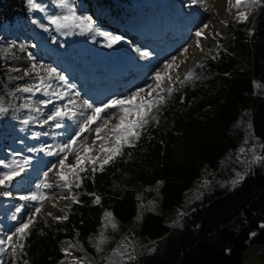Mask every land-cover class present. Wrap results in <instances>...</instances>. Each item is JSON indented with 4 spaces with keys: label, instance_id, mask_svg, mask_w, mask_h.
<instances>
[{
    "label": "trees",
    "instance_id": "16d2710c",
    "mask_svg": "<svg viewBox=\"0 0 264 264\" xmlns=\"http://www.w3.org/2000/svg\"><path fill=\"white\" fill-rule=\"evenodd\" d=\"M73 1L95 19L115 16L125 22L134 0ZM30 12L27 0H0V31ZM216 42L203 62V81L177 92L148 123L137 147H126L125 155L94 180H84L80 202L71 206L67 220L32 227L24 241L26 255L19 253L16 264H22L21 257L28 264H56L64 256V240L79 243L103 263L128 232L137 247L135 259L113 264H243L250 245H264V164L249 166L252 157L243 162L236 157L245 138L264 145V8L258 6L249 22H226ZM6 64L0 57V101L8 108L0 113V135L9 138L21 128L14 117L20 97L16 82L3 71ZM234 161L241 173L250 167L235 187L227 182L237 172ZM204 167L218 175L216 180L184 206ZM86 193L100 196L99 204ZM105 212L113 214L117 229L107 227L108 242L98 253L93 244Z\"/></svg>",
    "mask_w": 264,
    "mask_h": 264
},
{
    "label": "rangeland",
    "instance_id": "374dc122",
    "mask_svg": "<svg viewBox=\"0 0 264 264\" xmlns=\"http://www.w3.org/2000/svg\"><path fill=\"white\" fill-rule=\"evenodd\" d=\"M38 2L45 9L44 12L31 11L26 19H19L12 24L6 23L0 31V57L7 62L3 67L7 78L22 76L23 70L30 66L27 54L31 52L39 61L56 67L62 75L67 77V85L63 82L57 83L59 84L58 90L67 91L68 96L64 101L52 97L54 104H62L67 99L73 98L77 100L78 106L84 100L98 105L108 99L127 95L138 87L153 83L150 80L151 74L157 69L163 71L164 62L176 56V66L173 67L171 73L184 82L181 84L176 79L171 82L174 91L171 96L165 94V101L152 109L151 116L154 118L177 92L187 86L194 87L203 81V62L217 48L216 41L219 35L213 39L216 25L218 23L220 25L216 31V34H220L221 27L226 22H237L235 19L237 11L246 10L245 8L237 9L234 6L235 0H231V3L226 0V4L221 6L219 5L221 0H196V3L192 0H134L126 7L132 12L128 21L124 22L115 16L109 17L108 21L93 18L96 22L95 31L81 34L78 29H73L65 34L64 31H57L45 19L46 15L57 13L60 10L51 3V0H38ZM72 2L74 3L73 0ZM77 11L89 15L79 6H77ZM34 20L38 22L34 23ZM40 24L46 25L48 30L41 28ZM205 24L209 26L205 30L208 38L196 37L195 31ZM103 34L122 37V39L109 48L106 46L108 39ZM198 40L200 47L196 46ZM13 43L17 47H10ZM21 44L25 45L26 51L19 50ZM185 47L188 48V52L182 54V49ZM5 49L8 51L6 52ZM142 52L147 53V56L141 58L140 53ZM13 68L21 69V71L13 72L11 71ZM188 73L192 74L191 79L185 80L184 77ZM11 80L16 82V86L36 82L31 76ZM69 85L71 87H68ZM164 86L167 87L168 84L165 83ZM18 95L20 101L14 109V117L21 128L13 131L12 137L9 138L0 135V161L3 162L0 164V173L14 167L13 161L22 162L27 158L28 163L24 165V172L16 177L11 185L7 188L0 187V193L4 191L12 193L10 197L0 195V238H5L17 226V221L11 217L18 205H25L28 211L39 206L35 201H22L19 196L36 193L46 197L40 202L42 210L36 217V222L32 226L34 227L38 222L48 226L63 221H57L56 217L68 216L71 206L75 203L72 197L77 198L81 192V188L75 187L69 191L64 187L63 182L57 179L54 171L45 178L44 173L52 163L56 162L57 157L47 155L46 151H29L31 148H43L45 145H52L55 148L56 145L66 142L68 131L74 127L72 122L66 121L69 127L65 129H55L51 127V122L42 127L37 122L22 125L20 121L29 116L37 117L38 120L44 119L52 110L53 105L45 107L38 103L40 100L50 98L42 92L36 93L31 100L27 99L31 95L29 93L18 92ZM141 95L144 96L146 93ZM26 102L33 104L34 107H41L43 114L19 108L21 103ZM110 111L114 118L109 120L108 126L112 127L119 122L120 113L119 109ZM34 133L38 135L34 136ZM86 135L88 136L87 143H91L94 133ZM244 146L246 149L255 147L256 154L259 155L260 146L256 142L250 143L247 139V144ZM236 157L243 161L252 157V152L246 151L241 154L238 151ZM73 159L74 157L70 155L68 162H72ZM228 161L230 159H226V162ZM232 164L236 165L237 172H243L239 163L234 161ZM5 165L10 167H5ZM226 167L227 165L224 164L223 168ZM217 176L210 168L204 167L201 176L186 193L184 206L208 192ZM235 178L236 174L227 182L232 186ZM204 181L209 183L205 186ZM17 215L23 218L22 214ZM107 229L102 228L99 234L103 231L106 237ZM72 245L80 246L79 243L70 240L60 243V249H68L71 255H65L62 251L64 256L56 264H72L73 257L84 256H87L92 264H113L125 261L130 256L134 257L137 250L130 232L118 239L108 259L103 263H99L98 258L86 255L80 250L81 246ZM0 248H7V245L0 246ZM117 248L121 249L123 255H113V249ZM18 255L19 252L14 256L11 249L0 251V264H16ZM82 264H84L83 261ZM243 264H264V246L250 245L244 253Z\"/></svg>",
    "mask_w": 264,
    "mask_h": 264
},
{
    "label": "snow or ice",
    "instance_id": "6c2138e0",
    "mask_svg": "<svg viewBox=\"0 0 264 264\" xmlns=\"http://www.w3.org/2000/svg\"><path fill=\"white\" fill-rule=\"evenodd\" d=\"M192 2L196 3V0H192ZM51 3L60 11L46 15L45 19L49 24L53 25L57 31H64L65 34H68L71 30L78 29L81 34H83L85 32L91 33L96 30V22L93 17L78 12L77 6L72 0H51ZM229 3H231V0H229ZM27 5L30 11H45L38 0H27ZM234 6L237 9H246L237 11L235 17L238 23H246L249 22V17L256 7L259 6L264 8V0H235ZM33 22L37 23L38 21L34 20ZM40 27L46 31L48 30L47 26L44 24H40ZM208 27L207 24L203 25L195 31L194 35L198 38L207 39L208 37L205 35V30ZM249 34H251V31ZM103 35L108 39L106 46L109 48L122 39V37L108 36L107 34ZM216 35L219 34H214L213 39ZM196 46L200 47L199 40ZM10 47L15 48L17 45L13 43ZM218 47H222V45L218 44ZM19 50L22 52L26 51L25 45H19ZM5 51L7 52L8 49H5ZM187 52V47L182 49V54ZM140 55L141 58H144L147 56V53L142 52ZM27 59L30 62V66L28 69L23 70L22 76L15 78L10 76L9 79H23L24 77L31 76L36 82L17 86L15 91L31 94L27 98L28 100H31V97L35 96L36 93L42 92L45 96L50 98L40 100L38 103L45 107L48 105H53V107L42 120H38L37 117L34 116H29L22 119L20 123L22 125H29L30 123L37 122L42 127L51 122V127L55 129H65L69 127L65 122H72L74 127L72 130L68 131V139L66 142L56 145L55 148H53L52 145H45L43 148L29 149L31 152L46 151L47 155L57 157L56 162L49 166L44 176L47 178L48 174L54 171L57 179L63 182L64 187L69 191H71L73 187L81 188L85 179L94 180L97 172H103L107 165L113 163L118 157L125 155L124 149L126 147H137L142 134L147 130L146 126L150 119H155L151 116L152 109L157 108L165 101V94L167 96L172 95L174 86L171 82L174 79L181 84L184 82L183 80H179V77H174L171 73L173 67L176 66L177 60L176 56H172L164 62L163 71L157 69L151 74L150 80L153 83L138 87L130 91L127 95L108 99L106 102H102L98 105L84 100L82 104L78 106L77 100L73 98L67 99V101L62 104H54L52 97L56 100L64 101L65 97L68 96L67 91L58 90L59 84L57 83L63 82L67 85V77L62 75L56 67L39 61L31 52H28ZM11 71L20 72L21 69L13 68ZM191 76L192 74L188 73L184 79H191ZM165 83L168 84L167 87L164 86ZM68 87L71 86L69 85ZM142 93H146V95L142 96ZM17 99H19V97H17ZM19 108L29 109L37 114H43L41 107H34L31 103H21ZM112 109H119V122L109 127V120L114 118L110 111ZM85 110L88 111L86 112ZM6 112H8V108L4 107L2 101H0V113ZM248 127L250 129L251 125L249 124ZM90 133H94V137L91 143H87L88 136L86 134ZM44 134L47 135V133ZM33 135L35 136L38 134L34 133ZM244 144H247V138H245ZM260 147L264 148V145H260ZM238 151L241 154L246 151L252 152L251 160L247 161L249 166L252 164H264V155H257L255 147L246 149L244 145H241ZM127 154L129 156L131 155L130 152ZM70 155L73 156L74 159L69 163L68 160ZM27 163L28 159L25 158L22 162L13 161L14 167L5 165V167H10V170L0 173V187L7 188L11 185L12 181L24 172V165ZM0 164H3V162L0 161ZM249 171L250 167L244 173L237 172L236 178L232 181V186L235 187L237 184L241 183ZM208 183V181H204L205 186ZM45 187H47V185H45ZM86 194L94 196L95 199L93 202L99 204L101 199L100 196L95 193ZM0 195L10 197L12 193L10 191H4L0 193ZM19 199L22 201H35L39 206L28 211L25 205H18L11 217L14 221H17V226L5 238H0V246L7 245V248H0V251L11 249L14 256H16L18 252L26 255L24 241L26 237L30 235V229L36 222L37 215L41 213L42 204L40 202L45 200L46 197L44 195L32 193L30 195H21ZM72 199L76 203L80 202L75 196H73ZM17 214H22L23 218H21V215ZM49 215H51V213H49ZM67 218V216L56 217V220H67ZM104 221L102 225L103 229H106L109 225L113 230L117 229L115 218L111 212H105ZM260 228L264 229V223L260 224ZM255 235V232L250 233V237ZM91 239L92 238H90V240ZM107 242V238L104 236L103 231H101L99 236L95 239L93 246L99 253L103 251L102 246ZM72 246L80 247L79 245ZM80 250L83 251V248L80 247ZM62 251L65 255H71L68 249H62ZM149 251H154V249H149ZM113 255H123V253L121 249L117 248L113 249ZM21 259L22 264H28L26 259L22 257ZM105 259L108 258L105 257ZM129 259L134 260L135 257L130 256ZM82 261L84 264H92V261L87 256L80 258L73 257L72 264H82Z\"/></svg>",
    "mask_w": 264,
    "mask_h": 264
},
{
    "label": "bare ground",
    "instance_id": "6f19581e",
    "mask_svg": "<svg viewBox=\"0 0 264 264\" xmlns=\"http://www.w3.org/2000/svg\"><path fill=\"white\" fill-rule=\"evenodd\" d=\"M226 4V0H221V2L219 3V5L221 6V5H225ZM220 25H219V23L216 25V27H215V34H216V31H217V29H218V27H219Z\"/></svg>",
    "mask_w": 264,
    "mask_h": 264
},
{
    "label": "crops",
    "instance_id": "0c3cea01",
    "mask_svg": "<svg viewBox=\"0 0 264 264\" xmlns=\"http://www.w3.org/2000/svg\"><path fill=\"white\" fill-rule=\"evenodd\" d=\"M262 245V244H261ZM262 246H264V245H262Z\"/></svg>",
    "mask_w": 264,
    "mask_h": 264
}]
</instances>
